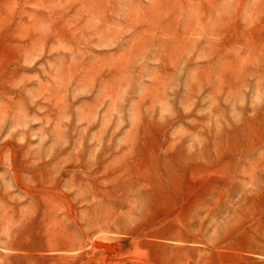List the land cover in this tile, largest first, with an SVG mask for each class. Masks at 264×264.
I'll return each instance as SVG.
<instances>
[{
  "label": "rangeland",
  "instance_id": "374dc122",
  "mask_svg": "<svg viewBox=\"0 0 264 264\" xmlns=\"http://www.w3.org/2000/svg\"><path fill=\"white\" fill-rule=\"evenodd\" d=\"M0 264H264V0H0Z\"/></svg>",
  "mask_w": 264,
  "mask_h": 264
}]
</instances>
